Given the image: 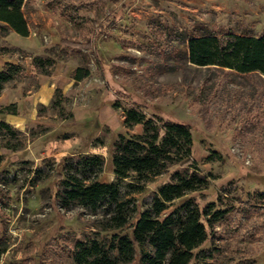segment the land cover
Returning <instances> with one entry per match:
<instances>
[{
	"label": "rangeland",
	"instance_id": "1",
	"mask_svg": "<svg viewBox=\"0 0 264 264\" xmlns=\"http://www.w3.org/2000/svg\"><path fill=\"white\" fill-rule=\"evenodd\" d=\"M23 11L29 37L0 28L1 64H20L26 74L0 95V105L16 103L18 110L0 114L17 130L0 136V238L6 247L0 264H74L68 255L73 244L105 238L96 228L103 212L62 207L54 175L65 157L97 153L106 161L100 181L114 180L113 143L119 134L142 133V127L125 129L124 110L110 102L191 128L192 157L211 175L210 184L174 202L163 216L190 198L202 208L228 211L201 247L217 248L206 264H264V199H256L264 193V81L196 67L184 57L186 43L176 40L198 21L216 32L247 28L262 35L264 0H29ZM114 15L116 24L104 29ZM62 37L80 46L65 48ZM89 39L95 47H86ZM34 56L56 61L47 67L50 75L37 73ZM78 66H88L91 76L76 84L72 72ZM67 81L74 95L56 87L47 104L33 97L41 85ZM57 89L61 104L53 108ZM104 104L115 112L100 111ZM177 169L132 195L140 211L150 208Z\"/></svg>",
	"mask_w": 264,
	"mask_h": 264
},
{
	"label": "trees",
	"instance_id": "2",
	"mask_svg": "<svg viewBox=\"0 0 264 264\" xmlns=\"http://www.w3.org/2000/svg\"><path fill=\"white\" fill-rule=\"evenodd\" d=\"M28 1L0 0V28L29 37L31 29L23 11ZM116 22L114 15L103 28L109 29ZM197 24L189 34L178 35L176 39L186 43L184 57L189 63L196 67L227 69L241 76L258 75L264 81V34L256 35L247 28L241 32H216L204 23ZM103 28L99 29L100 34ZM60 44L65 48L80 46L65 37ZM85 44L87 48L96 45L92 39ZM33 62L37 73L46 75H50L47 67L56 63L42 56H34ZM25 76L20 64L7 62L0 68V95L9 84L22 81ZM90 76L88 66H78L72 72L76 84ZM58 93L62 94L60 89L56 90L53 108L61 104ZM110 103L113 108L124 110L126 129L142 125V133L119 134L113 143L112 182L100 181L106 161L97 153L65 157L55 169L54 195L60 205L68 208L76 204L95 212L101 210L104 217L96 225L97 233H107L103 239L92 237L77 241L69 249L70 259L74 264H206L215 256L217 248L213 243L208 248L201 247L210 240L211 231L228 211L211 204L202 208L195 198H190L163 216L174 202L210 184L211 175L204 174L192 157L191 128L182 122L148 116L134 106L123 108L118 102ZM3 113L17 115V104L0 105V114ZM16 132L10 123L0 120V136H13ZM173 166L180 169L172 173L170 182L158 188L150 208L140 211L132 195L143 192L148 180ZM123 187L127 189L125 193ZM256 199H264V193L257 194ZM134 220L131 231L125 232ZM5 251L0 238V261Z\"/></svg>",
	"mask_w": 264,
	"mask_h": 264
},
{
	"label": "crops",
	"instance_id": "3",
	"mask_svg": "<svg viewBox=\"0 0 264 264\" xmlns=\"http://www.w3.org/2000/svg\"><path fill=\"white\" fill-rule=\"evenodd\" d=\"M3 65L4 64H1V62H0V68L3 67ZM52 79H54V78H52ZM68 84H69V81L65 82L64 85H57L56 83L51 84V85L50 84L41 85L39 91H37L33 97H35L36 100H38L40 103L47 104L52 99V97L55 93L56 87H59L60 89H63V90L65 89V93H64L65 96H71V94L74 95L73 92H76V90L74 88H69ZM82 106H85V105H81V107ZM82 111H83V118H85V108H82ZM100 111H107L110 114L111 113L113 114L115 112V110L113 108H111V106H109L108 104L102 105V107L100 108ZM87 114H89V113H87ZM122 117H123L122 118L123 119L122 125L124 126V120H125L124 113H123ZM139 126L142 127V125H137V126H135V128L139 127ZM124 128H125V126H124Z\"/></svg>",
	"mask_w": 264,
	"mask_h": 264
}]
</instances>
